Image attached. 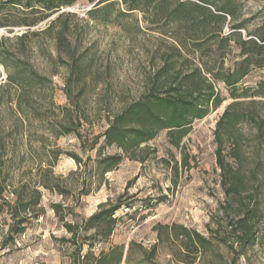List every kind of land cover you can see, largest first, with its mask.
<instances>
[{
    "label": "rangeland",
    "instance_id": "374dc122",
    "mask_svg": "<svg viewBox=\"0 0 264 264\" xmlns=\"http://www.w3.org/2000/svg\"><path fill=\"white\" fill-rule=\"evenodd\" d=\"M99 1L74 0L46 11L39 0L29 9L0 0L1 49L8 65L0 62L4 195L38 184L44 177L40 167L51 164L53 152H59L53 183L61 188H41L40 218L32 216L22 234H10L13 221L0 215V264H96L114 248L123 252L122 264H264V139L257 138L249 121L237 126L243 137L241 161L229 156L226 142L223 153L233 171L225 186L215 131L234 100L232 88L208 74L241 68L250 57L256 63L237 94L264 86V50L242 45L264 33V0H159L163 9L119 18L125 6L115 3L108 21L89 14ZM179 4L185 5L182 16L170 14ZM52 23L49 33L18 39ZM220 31L222 38H232L230 43L220 42ZM167 62L169 75H160ZM196 69L214 83L223 103L217 108L210 103L207 116L192 123L179 147L166 130L128 154L107 146L104 133L117 114ZM32 72L42 80L34 87L8 82L9 74L21 80ZM200 89L205 96L206 85ZM256 110L264 116V105ZM61 125L71 133L60 135ZM115 155L123 157L121 163L104 173V161ZM234 182L239 192L229 191ZM108 202L121 205L110 234L107 223L95 229L89 222ZM253 208L256 239L243 247L237 223ZM66 224L75 228L74 242ZM184 229L209 243L196 253Z\"/></svg>",
    "mask_w": 264,
    "mask_h": 264
},
{
    "label": "trees",
    "instance_id": "16d2710c",
    "mask_svg": "<svg viewBox=\"0 0 264 264\" xmlns=\"http://www.w3.org/2000/svg\"><path fill=\"white\" fill-rule=\"evenodd\" d=\"M34 0H11V4L18 6L23 5L26 8H35L33 5ZM41 1L42 8L46 11H55L63 6H71L74 0H39ZM94 3L97 0H89ZM115 3H121L125 6V12L118 10L117 18L120 16L132 15L135 12L148 13L153 9H163V4L159 0H100L96 3L89 14L94 20L101 19L102 21H108L109 11L114 7ZM184 4H179L174 10L169 13L174 16H182V7ZM220 13H230L223 8L218 10ZM103 13V18L98 15ZM220 18L225 19L222 15ZM35 23L32 22L26 26L32 27ZM54 23L42 32H26L22 36L18 37L19 40L28 38L31 35H37L38 33H49ZM5 27L3 25H0ZM221 38L220 42L230 43L231 37L222 38L221 31L218 33ZM62 33L55 39L58 45L62 43ZM5 39L0 40V62L5 67L8 65L5 61L4 54L2 51V45ZM182 43V42H180ZM243 47L247 45H253L260 51L264 50V33L258 40L250 39L242 42ZM246 53V51L244 52ZM252 58L247 57L243 60L241 68H235L229 70L227 73H223L222 70L214 69L208 70L214 80L223 82L227 87L232 88L233 102L229 104L223 115L221 116L217 128L215 131V138L218 144L216 151L217 165L221 171L223 183L226 186L228 174L232 173V165L227 161V156L223 153V147L226 142L231 145L229 156L235 161L240 163L243 137L239 134L237 126L243 122H250L253 124L254 130L256 131L257 138L264 139V116L258 112L257 106H263V101H257L256 98L264 99V86L251 91L249 88L242 89V94L238 95V85L243 79L248 76L250 72V66L254 64ZM170 73V64L166 63L163 67L160 75L168 76ZM12 74L8 76V82L10 84H19L21 87L30 85L34 87L42 82L41 77L38 74L32 72L29 78H22L16 80ZM198 79V83L194 80ZM167 87L162 91H156L153 89L149 95L139 99L134 104L128 106L122 112L117 114L110 125L104 136L106 138L107 146H116L125 153H129L133 150H140L142 145L154 140L157 135L162 131H168L169 138L172 144L179 147L182 140L188 135L191 125L195 120H201L207 116L210 103L214 108L219 107L223 103V99L217 92L214 83L209 82L203 72L200 69L193 70L183 78L174 79L173 81H167ZM202 85H206L207 92L205 96L201 93ZM262 85V84H260ZM248 94L250 96H248ZM63 132L60 135H68L71 130L66 126L61 125ZM80 137V136H79ZM5 148H0V156ZM53 160L47 167H40L44 177L38 182V184L31 186L23 184L21 186L14 187L10 191V196L4 194L8 191V185L0 180V215L8 217L13 224L10 225V234L19 235L22 234L30 218L33 216L36 219L40 218L41 214V201H42V189L49 191H59L61 188L59 185L53 183V168L59 157V152H53ZM123 157L122 156H111L106 158L104 161V173L109 172L114 167H117ZM239 183L234 182L229 191L239 192ZM57 207L55 206V209ZM101 211L96 212L89 219L90 224L94 223L92 228H99L101 223H107L110 226L108 234L111 233L116 225V213L121 209L119 204H110L109 202L101 205ZM257 210L255 208L248 209L246 215H244L239 221V229L241 231L240 239L241 245L245 247L249 243L252 244L255 237V223L251 222L252 215H256ZM66 229L69 233H72L74 237L70 240L72 242L76 239V232L72 224H66ZM188 240L191 241L195 252L198 253L200 249H204L209 243V239L204 237L197 232L193 234L188 230L184 229V234ZM124 254L119 248L112 249L109 253H102L100 258L97 259L96 264H122Z\"/></svg>",
    "mask_w": 264,
    "mask_h": 264
}]
</instances>
